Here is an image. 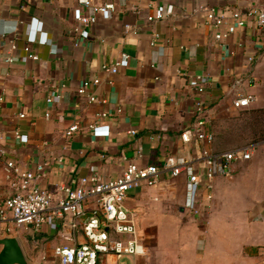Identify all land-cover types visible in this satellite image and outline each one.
<instances>
[{"label": "crops", "instance_id": "obj_1", "mask_svg": "<svg viewBox=\"0 0 264 264\" xmlns=\"http://www.w3.org/2000/svg\"><path fill=\"white\" fill-rule=\"evenodd\" d=\"M88 1L0 0V230L21 239L32 264H61L58 245L86 241L83 218H57L50 211L39 231L17 227L11 211L1 220L13 194L9 160L26 170L44 165L38 185L53 193V207L63 195L61 186L75 187L93 173L114 180L132 161L161 165L170 155L191 160L205 187L203 151L218 149L222 127L236 137L241 111L264 106V40L246 13L252 5L264 7V0ZM104 4L113 7L95 24L76 20ZM210 10L222 17L219 26L209 19ZM161 12L163 19L148 20ZM34 18L41 27L30 28ZM127 24L134 31L127 32ZM27 47L39 60L29 57ZM115 62H120L117 73L103 69ZM86 81L96 101L79 93ZM57 94L59 99L48 101ZM249 94L256 98L249 107H234L235 99ZM199 100L209 112L207 130L217 136L212 144L196 136L182 139L195 122ZM74 123L79 130L68 137L65 131ZM245 161L234 162L231 171ZM247 170L244 199L218 198L217 176L205 192L212 191L211 202L200 200L201 214L186 205L185 174L164 172L157 202L151 196L158 185L131 190L128 204L147 247L146 254L130 258L131 264H263L264 145ZM255 176L260 194L252 189ZM148 203L152 209L146 216ZM123 259L107 254L99 264H123Z\"/></svg>", "mask_w": 264, "mask_h": 264}, {"label": "built area", "instance_id": "obj_2", "mask_svg": "<svg viewBox=\"0 0 264 264\" xmlns=\"http://www.w3.org/2000/svg\"><path fill=\"white\" fill-rule=\"evenodd\" d=\"M83 1L90 4L88 0ZM112 7V4L96 5L93 7V14L79 15L76 20L83 25L95 24L98 15L108 13ZM171 12L172 9L169 8L166 14ZM246 13L254 19L264 40V7L252 5ZM166 14L163 12L156 15L151 14L148 16V20H160ZM235 17L240 25L244 24V21L239 18L238 12L235 13ZM209 19L213 20L216 26H219L223 21L222 17L216 16L213 10L209 12ZM126 31H134V28L127 24ZM81 35L86 37L87 32L82 30ZM216 37L221 38V34H217ZM13 48L16 46L13 45ZM26 51L30 58L39 60V56L33 53L29 47L26 48ZM7 61L12 62L13 58L7 57ZM119 66L120 62L104 64L103 69L110 73H117ZM94 83L98 84L100 80L97 78ZM89 86V81L84 82L79 93L87 94L92 102L96 101L95 94L88 93ZM198 91L202 94L205 92V88L199 86ZM59 98L60 94H57L50 96L48 101L54 102ZM255 99L253 94H249L235 99L233 105L238 109L247 108ZM195 112V122L184 130L182 139L190 141L193 136H196L199 140H206L212 144L215 137L213 132L207 130L209 112L203 100L197 102ZM21 116L24 117L25 114H21ZM90 127L95 128L96 125H90ZM78 130L79 125L74 123L65 131V134L72 137ZM130 132L135 133V130ZM18 137L21 136L18 135ZM253 154L252 145L222 151H203L206 188L211 190V182L217 176L230 174L234 162L250 160ZM43 169V164L38 165L33 171L23 169L13 160L7 162L8 179L13 194L5 201L4 209L1 211V220L7 218L6 211H11L17 227L32 226L35 231H39L45 224L50 211L57 218L70 216L74 221L83 218L82 226L86 241L81 244L58 245L55 248V254L61 264H99L101 257L107 254H114L118 258L146 254L147 247L140 237L137 213L128 204V196L129 192L135 188L156 186L164 172H168L172 177L186 175V205L195 214L202 212L200 200L203 196L201 192L204 186L203 175L196 170L191 160L179 159L174 155L168 156L161 165H140L136 161H132L127 165L122 176L114 180L106 181L97 173H93L81 178L75 187L61 186L60 191L63 195L54 207L53 193L38 185ZM206 196L208 199L212 197L209 192ZM90 203L92 206L88 208Z\"/></svg>", "mask_w": 264, "mask_h": 264}, {"label": "rangeland", "instance_id": "obj_3", "mask_svg": "<svg viewBox=\"0 0 264 264\" xmlns=\"http://www.w3.org/2000/svg\"><path fill=\"white\" fill-rule=\"evenodd\" d=\"M237 117L240 119V123H242V125H240L237 128V132L238 134L236 135L235 138H233V136H230L227 133V129L225 127L221 128V135L219 138V141L225 144L226 147L221 148L224 150H228V149H235V148H240L242 146L245 145H252L253 149H254V154L252 156V159H250L249 161H245L242 164H238V169L235 171H231L230 174L228 175H220L219 179V187H220V195L218 198H221V200H227V201H236V200H241L245 198V191H244V187L247 186V181L246 178H248L246 175V171H248L247 169L252 165V162L254 160V157L258 154L260 148L262 145H264V133L262 131H259V126H263V121H259L258 122V118H255L254 114L253 116H249L248 114L244 113V111H241ZM240 169V170H239ZM253 178V177H252ZM259 176H255L253 179H251V183H252V189L254 192H257L258 194H260L263 191V188L260 185V181H259ZM158 185V184H157ZM250 185V184H249ZM251 186V185H250ZM155 189H159L157 194L151 196L152 197V201L153 202H157L158 200L161 199L160 195V190L161 186L160 184L156 187H154ZM206 186L202 188V194L203 196V202H206L205 199H207V194L206 192ZM205 193V194H204ZM211 195H212V191H210ZM149 198L148 195H146V198ZM212 197L210 199H208L209 202H211ZM151 203H148L146 205L145 208H143L144 210V214H146V216L150 213L151 211ZM152 213V212H151ZM138 219V218H137ZM139 229V226H138ZM141 240L144 242V238H142V234H140ZM131 257H124L123 259V264H131L132 263V259H130Z\"/></svg>", "mask_w": 264, "mask_h": 264}, {"label": "water", "instance_id": "obj_4", "mask_svg": "<svg viewBox=\"0 0 264 264\" xmlns=\"http://www.w3.org/2000/svg\"><path fill=\"white\" fill-rule=\"evenodd\" d=\"M0 264H32L21 239L8 231L0 234Z\"/></svg>", "mask_w": 264, "mask_h": 264}, {"label": "trees", "instance_id": "obj_5", "mask_svg": "<svg viewBox=\"0 0 264 264\" xmlns=\"http://www.w3.org/2000/svg\"><path fill=\"white\" fill-rule=\"evenodd\" d=\"M243 110V109H242ZM244 113H246V114H248L249 116H253V114H254V116H255V118H258V122L259 121H263V123H264V106L263 107H260V108H252V109H246V110H244ZM241 125H242V123H241ZM259 131H262L263 133H264V124H263V126L261 125V126H259V129H258ZM227 131V133L229 134V132H228V130H226ZM222 132V131H221ZM220 132V133H221ZM213 134H214V137H215V139H214V141L217 139V136H216V134L213 132ZM221 135V134H220ZM220 135L218 136V149H216V151H222V150H224V149H221V148H224V147H226L225 146V144L222 142H220L219 141V138H220ZM230 135V134H229ZM230 136H232V134L230 135ZM234 138V137H233Z\"/></svg>", "mask_w": 264, "mask_h": 264}, {"label": "clouds", "instance_id": "obj_6", "mask_svg": "<svg viewBox=\"0 0 264 264\" xmlns=\"http://www.w3.org/2000/svg\"><path fill=\"white\" fill-rule=\"evenodd\" d=\"M41 22L36 20L35 18L33 19L32 25H30L31 29H35V28H39L41 27ZM43 42V41H42ZM53 51H55V49H53Z\"/></svg>", "mask_w": 264, "mask_h": 264}]
</instances>
